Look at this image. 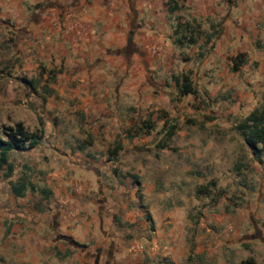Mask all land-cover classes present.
I'll return each mask as SVG.
<instances>
[{
	"label": "crops",
	"instance_id": "1",
	"mask_svg": "<svg viewBox=\"0 0 264 264\" xmlns=\"http://www.w3.org/2000/svg\"><path fill=\"white\" fill-rule=\"evenodd\" d=\"M172 1L174 11L171 0H0V27L13 37L11 50L24 56L17 61L55 73L46 109L57 122L46 128L66 136L60 117L72 116L76 131H95L96 147H107L111 133L129 129L125 117L133 108L169 94L175 78L187 72L208 84L229 80L231 90L242 91L243 105L264 96V0ZM64 140L54 145L60 158L34 167L43 169L46 181L36 185L25 173L17 178L27 184L20 196L9 185L12 164L8 188L0 193V205L10 202L13 223L7 229L1 223L0 264H135L138 258L136 264H169L171 250L161 245L173 230L169 213L158 219L145 214L157 239L148 246L136 214L145 206L131 186L115 179L109 149L95 158L94 139ZM252 213L244 221L256 231L251 217L264 221V201L256 200ZM244 221L229 223L231 245L241 246L252 233Z\"/></svg>",
	"mask_w": 264,
	"mask_h": 264
},
{
	"label": "rangeland",
	"instance_id": "2",
	"mask_svg": "<svg viewBox=\"0 0 264 264\" xmlns=\"http://www.w3.org/2000/svg\"><path fill=\"white\" fill-rule=\"evenodd\" d=\"M9 40L12 42L13 37L0 27V135L4 137L2 132L15 129L18 122L29 133L39 129L44 133V139L35 149L10 153L14 166L12 183L16 184L24 173L36 185L46 181V174L40 171L43 169L36 168L49 164L52 158H60L61 152L54 146L59 140L77 145L94 139L97 142L90 150L95 158H103L101 155L109 149L107 158H113L115 179L131 186L141 206H145L138 205L136 214L145 223L139 226L146 227V241L157 239L150 232L153 224L145 214L158 219L169 213L168 217L174 221L168 244L163 240L161 243L171 250L167 256L169 264H264V239L260 240L264 237V231H260V225L264 228L263 218L251 217L258 221L256 231L252 230L250 221H244L248 215L253 216L255 201H264L258 184V180L264 184V157L256 161L236 130L253 109L264 106V96L256 104L248 97L243 105L242 91L231 90L229 80L208 84L187 72L186 75H191L194 94L181 96L173 86L168 89L169 94L160 93V99L149 100L150 106L143 102L126 115L129 129L111 133V139L105 142L107 147H96L99 143L96 132L85 128L76 131L72 116L60 117L66 136H56L49 126L46 128L47 122L54 125L57 122L46 109L55 73L43 67L22 66V61L17 59L24 56L11 50ZM254 85L248 84L247 89ZM80 119L78 115L75 117L76 126ZM63 149L68 153V148ZM53 151L56 153L52 154ZM23 166H29L30 170L25 171ZM4 172L5 168L0 171L2 194L9 180L4 178ZM84 176L90 179L89 174ZM2 204L0 230L1 223L7 229L11 210L9 201ZM241 220L244 225L249 223L247 230L252 233L237 247L229 243L234 238L229 223L236 225ZM138 260L141 259L136 263Z\"/></svg>",
	"mask_w": 264,
	"mask_h": 264
},
{
	"label": "trees",
	"instance_id": "3",
	"mask_svg": "<svg viewBox=\"0 0 264 264\" xmlns=\"http://www.w3.org/2000/svg\"><path fill=\"white\" fill-rule=\"evenodd\" d=\"M176 9L177 5L171 0L169 11ZM234 69L236 68L234 67ZM175 85L181 96L195 93L190 77L186 74H181L175 78ZM236 127L244 144L251 150L254 159L260 161L264 157V106L252 110ZM8 130L2 132L4 137L0 135V171L5 168L3 173L5 179L10 177L13 172V166L9 162L10 153L13 150H30L36 147L43 137L42 129L29 133L20 122L16 123L15 129L8 128ZM9 185L12 193L20 196L27 184H25L23 179H20L16 184L9 182ZM41 192L44 193L43 190ZM139 196L140 198L142 197L141 195Z\"/></svg>",
	"mask_w": 264,
	"mask_h": 264
}]
</instances>
